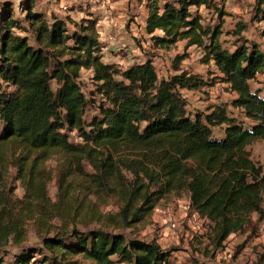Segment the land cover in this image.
I'll use <instances>...</instances> for the list:
<instances>
[{"label":"trees","instance_id":"trees-1","mask_svg":"<svg viewBox=\"0 0 264 264\" xmlns=\"http://www.w3.org/2000/svg\"><path fill=\"white\" fill-rule=\"evenodd\" d=\"M146 1L145 32L153 47L185 42V49H201L202 62L214 68L213 83L235 94L230 106L243 120L230 117L224 106L207 114L187 110L182 92L208 83L179 69L182 56L168 79H159L150 59L125 68L104 63L95 34L98 20L71 21L68 30L65 20L48 22L30 2L24 9L26 28L10 3H1L0 244L10 237L19 243L29 221L49 231L54 220L70 216L47 196L52 177L45 163L54 154L75 165L80 176H88L83 163L91 167L93 186L102 190L110 182L107 188L121 203L106 225L94 219L100 227L89 229L93 217H84L72 227L63 223L60 232L43 239L54 259L69 255L80 256L84 264H167L170 253L155 241L126 237L107 225L130 228L171 194L188 195L190 208L213 226L218 242L250 227L252 215L264 220V168L246 150L264 141V79L258 81L264 77V52L241 35L244 26L233 33L237 41L231 50L222 45L224 13L216 9L220 23L212 29L197 14L215 8L214 0ZM253 12L251 21L264 22V0H257ZM82 70L90 73L89 94L80 86ZM253 81L261 87L253 90ZM219 126L224 137L212 138V128ZM69 170L63 165L60 190L72 176ZM14 180L21 183L22 198L14 196ZM38 255L39 249H22L13 264H33Z\"/></svg>","mask_w":264,"mask_h":264},{"label":"rangeland","instance_id":"rangeland-1","mask_svg":"<svg viewBox=\"0 0 264 264\" xmlns=\"http://www.w3.org/2000/svg\"><path fill=\"white\" fill-rule=\"evenodd\" d=\"M118 4H107L103 0H84L74 4L73 0H0L8 2L13 8L16 18L24 27H29L25 20L26 5L33 3V8L44 15L48 22L52 17L65 20L68 30L72 29V22H80L82 19L93 18L98 20L97 27L105 33H114L117 41L113 45H108V50L101 52L104 61L120 65L125 68L132 63L143 62L150 59L153 62L159 79H168L174 75V63L177 57H184L179 69L199 75L208 83L207 86L196 91H183L182 95L187 102V110L193 115L195 113L207 114L216 106L226 107L230 117L243 120L240 110L230 106L231 93L218 83H213L212 72L214 68L211 64L202 62L203 52L197 47L185 49V42L173 46V49L166 53L159 48L152 47L147 43L148 36H139L138 24L145 16L146 0H116ZM162 0H160L161 2ZM257 0H221L222 6L211 10L200 9V19L202 23L213 28L220 23V18L216 9H220L224 16L222 21V34L220 42L227 49H232L237 39L234 32L241 25L247 24V30L243 33L251 41L261 40L262 24H252V13ZM224 3V4H223ZM215 5V4H214ZM66 10L62 9V7ZM89 11V12H87ZM194 13V10H192ZM249 22V23H248ZM250 24V25H249ZM15 33H21L18 30ZM134 34V35H132ZM127 36H129L127 38ZM260 37V39H258ZM29 44L34 45L32 37ZM128 41V42H127ZM264 45V42H261ZM264 77L258 76V81H263ZM80 86L86 94L93 89L90 81V73L81 71ZM252 89H258L260 84L251 82ZM55 86H53V89ZM92 110L89 115H93ZM245 123L247 121L244 120ZM224 126L212 128V138L221 139ZM73 139V135H72ZM71 139V140H72ZM250 158L264 168V141H257L246 147ZM81 167L88 175L80 176L76 167L63 161L61 155L54 154L45 163V168L50 172L51 181L46 186L47 196L50 202L62 210L69 212L66 219L54 220V227L49 231L41 230L33 221H29L24 226V236L19 243L10 237L7 243L0 244V259L3 264H13L14 256L23 249H39L42 256H36L31 261L37 259L33 264H43V259H49L45 264H84L85 261L80 256H63L52 258L51 253L44 247L43 239L51 238L55 233L60 232L62 224L74 222L79 223L84 217L92 216L90 228H99L94 219H100L101 223L107 224L112 216H115L121 205L120 200L112 195V187L108 182L106 189L99 190L93 186L92 176L94 170L85 165ZM68 166L71 178L66 179L65 189L58 186L57 179L60 172ZM126 178H130L126 174ZM15 187L14 196L22 198L24 191L19 181L13 182ZM250 227L231 234L225 240L218 242L213 226L196 215L189 205L186 193L180 196L168 195L163 198L154 209L148 213L143 220L127 229H114L107 225L109 230L124 233L126 237L137 238L144 241H155L161 250L169 252L170 257L167 264H264V220H258L257 215H252ZM77 228L81 226L77 224Z\"/></svg>","mask_w":264,"mask_h":264},{"label":"built area","instance_id":"built-area-1","mask_svg":"<svg viewBox=\"0 0 264 264\" xmlns=\"http://www.w3.org/2000/svg\"><path fill=\"white\" fill-rule=\"evenodd\" d=\"M81 1L83 2L84 0H73L74 4H77V3L81 2ZM103 2L107 3L108 0H103ZM217 4H218V7H220L221 0H217ZM62 9L66 10L65 6L62 7ZM139 25H140V27H139V36H141V35L142 36H146L147 35L146 32H145L146 22L143 21ZM99 28L100 27H97V29L95 31V34H96L97 40L99 42V45L101 47V52H104V51L108 50V45H113V44L116 43L117 37L115 36L114 33L108 34V33H105L103 31H101ZM101 60H102V58H101Z\"/></svg>","mask_w":264,"mask_h":264},{"label":"crops","instance_id":"crops-1","mask_svg":"<svg viewBox=\"0 0 264 264\" xmlns=\"http://www.w3.org/2000/svg\"><path fill=\"white\" fill-rule=\"evenodd\" d=\"M110 3H113V4H118V3H120V1H116V0H108V2H107V4H110ZM214 4L216 5V7H218V4H217V0H214ZM224 4V3H223ZM222 6V4L220 5V7ZM220 7H218V8H220ZM192 10H194L195 11V9H192ZM145 11H146V14H145V16H144V18L138 23V24H140L141 22H143V21H146V17H147V10H146V7H145ZM87 12H89V11H87ZM198 12H200V10L198 11ZM200 14V13H199ZM254 15V12L252 13V16ZM250 23H254V24H262V23H264V22H256V21H251V19H250V21H249ZM248 22V23H249ZM250 25V24H249ZM241 26H244L245 27V29L243 30V32H242V36H244L243 35V33L247 30V27H248V25L247 24H245V25H241ZM261 40H264V27H262V30H261ZM132 35H134V34H132ZM129 36H127V38H128ZM149 38H150V36H148ZM245 37V36H244ZM260 37L258 38V39H260ZM247 40H249L247 37H245ZM129 39V38H128ZM250 42H253V41H251V40H249ZM128 42V41H127ZM261 42H264V41H254L253 43H256L258 46H259V48L264 52V45H261ZM147 43L149 44V43H151L149 40L147 41ZM179 43H181V42H178L177 44H179ZM152 47H153V45H152ZM160 49V51L161 52H163V53H166L168 50H170V49H173V47H170V48H163V49H161V48H159ZM102 62H104V63H110V62H108V61H104V59L102 58ZM83 71H85V70H83ZM223 88H225V89H227V86L225 85V84H220ZM231 93V92H230ZM231 99H234L236 96H235V94L234 93H231Z\"/></svg>","mask_w":264,"mask_h":264}]
</instances>
